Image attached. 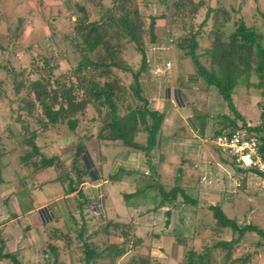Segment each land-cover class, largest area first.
I'll use <instances>...</instances> for the list:
<instances>
[{"label": "trees", "instance_id": "trees-1", "mask_svg": "<svg viewBox=\"0 0 264 264\" xmlns=\"http://www.w3.org/2000/svg\"><path fill=\"white\" fill-rule=\"evenodd\" d=\"M147 2L148 0H111L109 7H98V19L95 21H88L86 11L81 7H76L79 17L77 16L75 19L74 36L71 41L80 60L71 70V73L61 75L52 82L49 81L48 72L44 73L42 69L38 71L40 76L35 81H29L25 78L23 71L16 72L7 69L8 75L11 77L13 95L19 98L18 109L27 117L33 116L37 110L39 114L36 115L35 122L40 125L41 131L56 125H65L69 131H73L77 126L78 116L84 115L88 107H92L96 111L105 108V118L102 120L101 128L96 134L97 139L119 142L121 146L131 150V152L141 150L148 154L152 151L157 146L158 131L164 115L147 107V102L141 97L138 86V77L145 69L144 43L145 41L148 43L155 41V18H148L149 22L146 25L145 18L140 15L138 10V3L146 5ZM200 3L201 1L195 3L193 0L173 1L171 4L172 20L166 22L175 25L174 27L169 26V40L170 42L173 40L172 33L178 31L182 33L175 41L182 50L183 56L188 57L193 64L196 77L203 81L202 90H209L208 88L212 87L230 113V115L221 114L219 116L220 121L217 125L222 126L213 132L212 147L219 155L228 160V157L215 147L213 141L217 136L224 133L231 134L236 131H244L246 135L255 137L259 141V157L264 164V137H258L259 134L264 133V124L244 129L245 123L233 106L234 94L235 92L238 94L235 91L237 88L242 87L244 93L250 92L249 95L251 91L257 90L261 97L259 119L264 118V34L261 33L262 28L264 30V10L260 11L257 8L253 21L248 22L245 21L242 13L238 14L236 20L231 24V31L227 35L225 34L226 25L231 18L226 9L218 6L213 10H208L206 16L211 14L210 20L212 21L211 29L204 37L205 41L208 42V47L200 54L196 52L198 35H186L184 25L182 24L181 27L177 25L176 27L175 22L176 20L184 21L186 18L192 20L200 7ZM237 12L238 10L235 11V13ZM199 26L201 27V24ZM201 38V35H199L198 41H201ZM126 46H131L134 53L140 56L139 68L135 72H131V69L121 58V51ZM49 59H44L42 62L48 64ZM2 69L4 68L2 67ZM113 70L130 72L131 84L128 89L131 92V98L141 102L140 108L136 107L127 111L123 116L118 115L116 107L117 102L122 101L125 96L124 88L114 75ZM48 71L50 73L51 69ZM23 91L25 92L22 94ZM239 120H241L242 125L235 129V122ZM217 125L214 127H217ZM227 129L231 130L224 132ZM137 132L145 133V147L134 142V136ZM37 134L38 132L34 130L29 132L24 144L30 147L31 152L21 157L19 161L20 165L25 168L32 167L34 174L52 167L55 163L54 158H40L38 163L31 162V159L39 153L33 142L38 136ZM81 148V145L76 146L75 156H80ZM229 162L234 171L243 175L238 180V190H243L246 186L245 178L251 173L255 177L264 178V173H260L255 169H237L230 159ZM81 163V169L77 165L74 166L76 183H72L67 176V187H61L66 195L75 192L80 196L82 192L80 193V190L76 189L77 186L80 183L82 184L85 178L90 181L95 177V174H91L87 168V161L82 159ZM117 173L116 171L110 176V182L117 180ZM156 188L162 194H159L160 197L157 195V191L152 192L154 188L151 186L150 191L146 187L143 191L123 195L124 203L129 202L128 204L131 207H137L140 205V199L156 201L159 198L160 200L155 208L171 205L172 203V207L179 208L182 205V207L192 208V211L202 208L191 197V189L173 188L168 193H163L161 187ZM177 195H179L181 201L176 200ZM225 198H227V202H232L234 193H228ZM77 209H79V205L76 206L75 210ZM204 210L208 213V225L201 223L197 227H193L190 235L193 240L200 239L203 242H210V246L202 245L199 252L186 251L183 264H251L254 254L260 252L264 254L263 230L254 225L238 226L233 219H229L224 215L219 205H209ZM82 229L76 233L77 241L82 238ZM204 229L209 234L206 237H201ZM116 230L119 231L120 243L118 245L116 243L107 245L104 249L107 252L106 255L111 256L112 259H117L133 250L137 255L135 253L130 254L127 262L126 257L124 262L122 261L119 264H148V261L143 260L139 255V249H136L141 242L133 237V229L130 224L107 221L100 229V233L108 238L112 237V232ZM58 231H53L54 235L52 236H50V233L47 234V239L50 240H47L43 246L45 256L47 248L52 253H57V250L55 252L56 246H48L52 241H64L68 244L69 237L65 234L61 235L59 228ZM223 233H229L230 238L227 241L219 237ZM249 234H255L259 238L254 244L248 245L252 247V252L249 253L246 248H243L242 251H238V254L239 242L245 240L244 237ZM175 240L178 244L183 245L184 239L181 235L175 236ZM93 246V244H87L85 241L80 245L83 264H94L95 259L102 256L98 251H95L96 249L94 250ZM214 254L219 257V263ZM3 256L9 258V260L12 258L10 254H3Z\"/></svg>", "mask_w": 264, "mask_h": 264}, {"label": "rangeland", "instance_id": "rangeland-1", "mask_svg": "<svg viewBox=\"0 0 264 264\" xmlns=\"http://www.w3.org/2000/svg\"><path fill=\"white\" fill-rule=\"evenodd\" d=\"M175 0H148L146 5H143V3H138V10L140 15H142L143 18H145V24L147 25L149 20L148 18H155V17H161L162 20L166 22H170L172 19V12H171V4ZM194 1V0H193ZM111 0H77L76 5L78 3L82 5L86 13H87V20L88 21H95L98 19V7H109ZM138 2V1H137ZM152 2L158 3V6L152 5ZM195 3L198 1H194ZM239 4H243L244 6H240ZM149 6V7H148ZM215 6V3L213 0H202L200 3V7L196 13V15L193 16V19L190 20L189 18H186L184 21L176 20V27L183 24L186 28L185 33L188 36L191 35H198L197 36V53L202 54L204 50L208 47V42L205 41L204 37L207 35V32L209 29H211L212 21L210 20V15L206 16V12L208 10H213L217 8ZM219 7H223L226 9V11L229 13L231 20L226 25V35L231 31V24L236 20V17L238 14L242 13V10H248L252 9L251 11L244 12L245 14L243 16L245 21H253L255 11L257 8L260 9V11L264 10V0H221V3L219 4ZM77 10V9H76ZM238 10L237 13L235 11ZM80 15V14H79ZM78 15H74L71 19L62 17V21H64V25H61L58 29L57 34H59V42L57 45V51L49 54V52L44 50L43 46H38V44H33L25 40L24 42H20V44H10L4 45L7 47L8 51L6 52H0V180L3 179L4 182H16V181H26L27 183H36L40 187L41 190H45L46 193H53L49 192V187L51 186H57L58 188H66L67 187V180L68 177L72 181V183H76V177L74 176V166H79V169H81V161L82 159H85L87 161V168L91 172V174H95V176H99L102 178V175H104V178L106 176V171L110 165H119L127 164V161L121 162V157L118 156V153L124 154L126 151L127 157H130L133 159V167L138 170L136 173L130 176L131 179H133V183L135 184H148L153 186V193L157 191V195L160 197V191L156 187H161L163 193H168L173 188H182L183 186H187L189 183H194V175H198L199 173H203V169L198 167L194 169V173L182 175H176L175 171L177 168L181 169V161H187L186 159L188 157H184L182 155H175L171 156L169 158H166L164 155V152L171 151V147L169 146V142H162L160 141L162 138V131L165 129L164 124V118L162 123L159 127V134L157 136V146L153 148L152 151H150L148 154L144 153L141 150L134 151L132 153L134 156H131L129 152L131 150L124 148L121 146L119 142L116 141H102L100 139L96 138L97 132L100 130L102 125V120L105 118L106 110L105 108L93 109L92 107H88L84 113V115L78 116L77 120V126L76 129L73 131H69L68 128L65 125H56L52 128H48L45 131L40 130V125L36 124L35 118L36 115H38V111L36 110L33 116L27 117L23 112H21L18 109V99L13 95L12 85H11V77L8 75V70H14L16 72L23 71V76L27 78L29 81H35L40 76L41 69L44 70V73L48 72V75L50 77L49 81L52 82L55 79H57L61 75H67L68 73H71V70L76 66L77 62L80 60L79 55L74 49V46L72 45V37L74 36V26L76 24V17ZM67 17V16H66ZM79 17V16H78ZM201 24V27L199 26ZM178 27V29H179ZM262 28V27H261ZM261 33L264 34V30L262 28ZM182 33L180 31L172 33L171 37L173 38L172 42H170L169 39H167V43L170 42L175 49V51L178 53V56H183L182 50H180L178 43L175 41L180 37ZM199 35H201V41H198ZM264 41V39H263ZM148 42L145 41L144 45L148 46ZM1 45V44H0ZM154 50V48H153ZM152 51V50H151ZM158 52H165L167 56V47L165 46L164 49L156 50ZM175 52V53H176ZM198 54V55H200ZM51 58V59H49ZM121 58L123 59L124 63L131 69V72H135L139 68L140 64V56L134 53V50L131 46H126L121 51ZM183 58L186 60L181 61V65H186L189 70L191 71L193 64L189 60L188 57ZM44 59H49L48 64H44L42 61ZM151 60V59H150ZM166 62V61H165ZM163 62L162 67H160L159 63L155 60L150 61V65L152 67H148L150 69V73L157 77L156 79H159L156 85L157 92L154 94L153 99L147 104V107L152 110V105L154 103V107L156 109H159L161 113H163L164 108L158 106V99L160 98L161 101V94L163 92L164 88L170 89V92L174 91L173 94H175V77L171 74V69L168 71H163V66L165 64ZM208 63V62H207ZM171 65V64H170ZM2 67L4 69H2ZM171 67V66H170ZM153 68H158L162 74L153 72ZM49 69H51L49 73ZM147 69V70H148ZM114 75L119 79L122 87L124 88V98L122 101L117 102V113L119 116H123L127 111L133 110L136 107H141V102L132 99L131 98V92L129 91V85L131 84V77L130 72H123L119 70H113ZM43 75V74H42ZM150 75V74H149ZM174 77V78H173ZM252 82H254L253 79H251ZM203 81L200 80V84H197L198 88H201L203 86ZM208 97L205 99L204 103L205 105L196 106L197 109L203 111L204 109H207V113L213 112V103H216L217 100H220V97L216 94L215 90L212 87L208 88ZM243 88H237L235 91L238 92V94L235 92V101L233 102L234 110L236 113L240 115V113L243 115L240 116L241 119H243V122L245 123V128L248 129L251 127L259 126L260 124H264V118L262 120L259 119L260 114V102L261 97L259 95V92L257 90L251 91V94L244 93ZM25 91L22 92V94ZM211 93V94H210ZM22 94H20L22 96ZM215 94L217 96H215ZM246 95H248V99H246ZM190 97H193L190 96ZM219 97V98H216ZM217 99V100H216ZM186 102H190L191 104L197 103V100H186ZM199 102V101H198ZM198 104V103H197ZM222 108L226 112V114L230 115L224 104H221ZM195 108V105L194 107ZM161 109V110H160ZM196 109L197 113L199 111ZM153 111H156L153 109ZM157 113H160V112ZM167 113L169 112L167 106H166ZM172 111L171 113H173ZM182 113H184V110H181ZM224 113L222 109L214 108V113ZM264 117V116H263ZM233 119V117H232ZM218 118V122H219ZM217 122V123H218ZM236 123V128L241 127L242 122L239 120ZM204 124V123H203ZM222 125H217V127L213 128V132L216 129H219ZM205 127V126H204ZM162 128H164L162 130ZM31 130H34L38 132V136L33 140L35 146L38 148L39 153L38 155L34 156L31 159V162L38 163L40 158L44 159H50L54 158L55 163H53L52 167L47 168L46 170L39 172L37 174H34L32 172V167L25 168L22 165H20L19 161L20 158L25 156L27 153L31 152V149L28 145L24 144L26 141V138L29 135V132ZM231 130V129H230ZM227 129L224 132L230 131ZM171 132V124L168 125V133ZM163 134H165V131H163ZM211 135V134H209ZM263 136L264 133L259 134L258 137ZM145 133L143 132H137L134 136V142L138 145L145 147ZM169 143V144H168ZM167 144V145H166ZM81 145V154L80 156H75L74 152L76 151V146ZM212 145V144H211ZM103 146H106L107 149L111 148V150L104 151ZM174 153V152H173ZM148 160H147V159ZM191 163L194 164V160L189 158ZM4 162L2 165L1 163ZM159 162V163H158ZM168 162V163H165ZM148 163V164H146ZM166 164H170V167L163 168L161 165L166 166ZM106 165L104 168V171H102V168ZM127 166V165H126ZM161 167L163 169L156 170V167ZM235 166V165H234ZM152 168V169H150ZM142 171V172H141ZM143 171L145 172L143 174ZM154 171H158L156 173H152ZM126 173H123V175ZM68 176V177H67ZM179 176V177H178ZM85 178V177H84ZM179 179V182H176V179ZM196 178V177H195ZM249 181L248 184L243 188L245 195L250 196H257V197H263L264 198V178L262 177H255L252 173L248 175ZM37 180V182L35 181ZM59 179V180H58ZM88 180L85 178L84 182ZM126 181L129 182V178H126ZM246 181V180H245ZM2 182V181H1ZM80 183L76 189L80 188L79 191L82 194L79 196L74 197V204L79 205V209L74 210L71 209L73 204L68 203V207L65 208L63 205L60 207L59 212H61L62 216L58 217V220H60L57 224L54 222L51 224V226H46L47 234L50 233V236L54 235L55 230L61 231V235H67L69 237L68 244H66L64 241L62 242H55L52 241L50 245H54L57 248H55V252L57 250V253L54 254L50 249L47 248L46 250V263L45 264H83L82 263V256H81V250L82 248L80 245L85 241V243H91L94 246V250L98 251L102 256L100 258L95 259L94 264H119L120 262H124L126 258L121 259L115 258L112 259L111 256L106 255V251L104 250L107 245L116 243L117 245L120 243L121 238L118 234L119 231L112 232V237H108L100 233V229L104 226L103 221V212L100 208V204H98V201H95L96 199L92 196V194H89L86 192V188H84L83 185ZM46 183V184H45ZM53 183L54 185H51ZM127 183V184H128ZM200 183H202V186L209 187L210 190H220L219 186L217 185V182L212 181V183H208V179H204V176H202V179L200 180ZM44 185H50L49 187L43 186ZM143 184V185H145ZM61 185V186H60ZM142 185V186H143ZM190 185V184H189ZM202 187V190L199 191L198 188H196L195 197L193 199L202 200L204 202H208V198L205 189ZM184 189V188H182ZM129 190H133V187H129ZM217 193V192H216ZM215 193V195H216ZM160 194V195H159ZM49 195V194H48ZM6 194H2V197H5ZM31 197L33 196H40V193L35 191L33 192ZM191 197H193V194L191 193ZM45 198V197H44ZM90 199V200H89ZM93 199V203L90 202ZM177 201H181L179 195L176 196ZM209 203V202H208ZM173 203L171 205H164V208H167L169 210V213H173L177 216V222L179 225L183 228H185L189 232L188 225L191 224L195 227L200 225L201 223L208 225V219L199 217H196V215H193V209L190 207H182V205L177 207H172ZM45 207V206H44ZM51 207V206H50ZM56 208V207H55ZM181 208H184L185 210H182ZM43 209V208H42ZM179 209V210H175ZM54 209H50L49 212L52 213ZM179 211L185 212L184 214H181L184 218H179ZM259 212L253 214L250 218L251 222L254 224H257L256 226L259 229L264 230V207H261ZM73 212V213H71ZM90 212H95V215L91 214ZM57 213V212H54ZM224 213L228 218H231V212L226 208L224 209ZM54 216V215H53ZM95 217V218H93ZM205 217V216H204ZM94 219V220H93ZM181 219V223L180 220ZM146 220H150V218H147ZM237 220V225L241 226L245 221L239 222V218ZM62 222V223H61ZM98 222V223H97ZM107 222V221H106ZM184 222V224H183ZM61 223V224H59ZM122 223V222H121ZM178 223H176V227L180 229L178 226ZM125 224H129L127 220L125 221ZM123 225V224H120ZM149 226L146 223L144 224V227L148 231L147 227ZM57 227V228H56ZM133 227V226H132ZM83 228V229H82ZM81 230L82 238L81 240H76V233L77 231ZM134 230V227H133ZM76 231V232H75ZM185 232L183 236H187L188 232ZM67 232V234H66ZM144 230L141 232H137L138 236H141L140 238H137L136 236H133L140 240L141 244L138 248V253L141 256V258L145 261H148V264H161L160 262L156 261V256L154 252H149L146 246H150L149 239L143 234ZM59 233V231H58ZM63 233V234H62ZM208 231L204 229L202 232L201 237H206L208 235ZM93 235V236H90ZM134 235V234H133ZM255 235V234H254ZM253 234L246 235L243 240V243L245 246L238 245L239 247H244L247 250L251 252L252 247L248 246L250 244H254L257 239V235L254 236ZM184 239L183 245L181 247H175V257L173 258V262H169L168 264H183L184 263V253L188 250H193L196 252L201 251L202 245L210 246V242L205 241L203 242L200 239H196L193 241H187L186 238ZM223 240H228L230 238L229 233H223L221 236H219ZM48 240V239H47ZM50 240V239H49ZM48 240V241H49ZM143 240V241H142ZM176 242V240H173V242ZM54 243V244H52ZM242 243V242H241ZM129 246V244H128ZM52 247V246H51ZM172 250V247H170ZM238 252V250H237ZM135 252L132 250L127 254L126 262L129 260L130 254L133 255ZM168 254L170 251L167 252ZM136 254V253H135ZM239 254V252H238ZM137 255V254H136ZM215 255V254H214ZM218 261L220 262V259L218 256L215 255ZM55 259V260H54ZM152 259V260H151ZM54 261V262H53ZM153 261V262H151ZM167 264V263H165ZM258 264H263L262 259Z\"/></svg>", "mask_w": 264, "mask_h": 264}, {"label": "crops", "instance_id": "crops-1", "mask_svg": "<svg viewBox=\"0 0 264 264\" xmlns=\"http://www.w3.org/2000/svg\"><path fill=\"white\" fill-rule=\"evenodd\" d=\"M76 2L77 0H0V52L8 51L7 47L4 46L8 43L20 44V42L27 40L30 43L43 46L44 50L52 55V53L57 51L56 44L59 42V34H57L58 29L61 25L65 24L61 18L65 17L72 21V17L78 15L76 7L85 8L79 3L76 5ZM213 2L215 6H219L221 0H213ZM152 5L158 6L159 4L152 2ZM239 5L244 6L243 4ZM251 10L252 9L242 10V15ZM162 19L163 18L158 16L155 17V41L149 43L148 46H144L145 69L138 77V86L141 97L149 105L154 94L157 92L156 85L159 80L156 79L157 77L152 75L150 69H148V67H152L150 61L155 60L160 64V67H162L161 64H163V62L169 61L171 64V74L175 77L174 80L177 87L175 88V94H173L174 91L170 92V89L164 88L161 94V101L160 98L158 99V106L162 107V109L164 108L162 113L164 115V124H168V122V125L171 124L170 133H168V125H165V129L162 128L165 134H163L162 131V137H160L162 139L160 141L169 142L170 145H168V147L172 146L171 151L164 152V155L166 158L175 155L188 157L186 159L187 161H181V169L179 170L177 168L175 171L176 175L178 174L180 177L184 175V173L187 175L194 173L195 168L200 167L203 169V173H199L198 175L191 174L194 175V183L192 182L189 183L190 185L188 184L182 187L184 189H191L190 191H192L193 194L192 198L197 195L196 188H198L199 191L202 190L203 186L202 183H200L202 176H204V179H208V183L214 181L217 182L216 186L220 187V190L216 191L210 190L209 187L204 185L205 187L203 188L207 193L206 197H209V203L202 200L197 201L195 199L197 204L202 208L193 211V215H196V217L200 219L207 218L208 213H206L204 208L209 205H219L223 213L226 208L231 212V218L229 219H233L236 224V219L239 218V222L245 221L240 224L241 226H258L252 223L250 218L253 214L259 212L258 210L261 207H264V198L257 196L252 197L248 194L245 195V190H238V180H240L243 175L234 171L230 166L229 159L227 160L219 155L211 145L213 128L217 125L219 116H221V114L228 115L222 108L221 104L223 103L221 100L216 99V103L212 104L213 112L211 113H207V109L200 112V110L196 108V106L202 107V105H205L204 101L208 97L209 92L207 89L203 91L202 88L197 87V84H200V80L196 77L193 67L190 71L186 65L180 64L181 61L185 59L182 56H178L175 49L171 47L172 45L166 42L167 39H170L169 26L174 27L175 25L168 24ZM165 46L167 47V56L165 52L160 53L156 51L159 49L163 50ZM192 95L193 97H190ZM215 96L217 95L215 94ZM248 97L249 96L246 95V99H248ZM186 100H197L198 104L187 103ZM194 105L195 108H193ZM152 106V110L159 111V109L154 107V103ZM166 106L169 110L168 113L166 111ZM214 108L222 109L224 113H214ZM196 109L199 113H197ZM181 110H184V113H182ZM172 111L174 112L171 113ZM159 112L161 113V111ZM240 116L243 117L241 113ZM103 148L104 151L111 150V148L107 149L106 146H103ZM126 153V151L124 154L118 153V156L121 157V162L127 161V166L125 164L121 165V163L118 166L110 165L105 169V178L104 175H102V178L95 176L93 180H86L83 189L86 188V192L92 194L96 199L95 201H98V204L101 205L100 208L103 212L102 218L104 222L117 221L125 223L127 220L131 227H134L132 233L137 238L141 237L137 235V232L144 230L143 234L150 242V246H146V248L148 251L150 250V253H155L153 255L156 256V261L161 264L173 262V258L176 255L174 251L175 247H181L180 244L175 241L173 242V240H175V236L177 235H181V237L184 238L185 236H183V234L187 230L181 227L182 225H179L177 216L173 213H169L167 208H164V206L155 208V205L160 200L159 198L156 201L152 199H140V205L137 207H131L130 204H128L129 202L124 203L123 195H130L137 191H143L146 187L148 191H150L149 188L152 186L145 183H143L145 185L136 182L135 184L133 183V179H131L130 176L138 170L133 167V159L127 157ZM132 153L134 152H129L131 156H134ZM189 158L194 160V164L191 163ZM1 164L3 165L4 162ZM169 165L170 164H166V166L161 165V167L167 168L170 167ZM105 167L106 165L102 168V171H104ZM161 167L157 166L155 169H163ZM116 171L118 172L117 180L110 182V176L116 173ZM122 172L126 174L123 175ZM156 172L158 171L152 173ZM144 173L143 171V174ZM127 177L129 178V182L131 181L130 184L126 181ZM245 179V185H247L249 181L248 176H246ZM35 181L37 182L36 179ZM176 182H179L178 178ZM51 185L54 184L51 183ZM38 186L39 185L35 182L32 184L20 180L8 183L4 182L3 179L0 180V264H44L46 256L43 252V246L47 241L46 226H51L54 222L57 224L60 221L58 217L62 216L61 212H59L62 205H65L64 207L67 208L68 203L71 201L73 206L70 210L73 209V212L78 205L73 202V196L77 197L75 192L66 195L63 193L62 189L58 188L56 185L49 187L50 185L43 184V186L49 187V192H53L46 193L45 190H41V186ZM131 186L133 190L128 191ZM78 190L81 189L78 188ZM35 191L39 192L40 196L31 197L30 195ZM4 193L6 196L2 197ZM228 193H234L232 202H227V198H225ZM90 202L94 204L93 199ZM51 208L54 209L52 211L57 212H53L54 216L49 212ZM181 209L185 210L184 208ZM90 213L95 215V212ZM184 213L185 212L179 211L178 217L184 218L181 216V214ZM224 215L226 216L225 213ZM147 218H150V220H146ZM179 220L181 223V219ZM145 223L149 225L146 226L148 231H145L146 229L142 227ZM176 223H178L180 229L176 227ZM193 227L194 226L191 224L188 225L189 232L187 231L188 234L185 237L187 241L194 242L196 240H193L190 235ZM241 242H239L240 245L245 246L243 241ZM170 247H172V250ZM243 248L244 247L238 246L237 250L242 251ZM168 251H170L169 254L167 253ZM3 254H10L12 258L9 260V258L3 256ZM126 256L127 255L122 257L123 260ZM261 259L264 264V254L262 252L254 254L251 264H258Z\"/></svg>", "mask_w": 264, "mask_h": 264}, {"label": "built area", "instance_id": "built-area-1", "mask_svg": "<svg viewBox=\"0 0 264 264\" xmlns=\"http://www.w3.org/2000/svg\"><path fill=\"white\" fill-rule=\"evenodd\" d=\"M169 61L163 66V71L171 69ZM162 72L158 68H153V72ZM154 72V74H156ZM213 144L219 151L230 159L237 169H255L264 173V164L259 157V141L252 136H248L244 131H236L231 134H221L215 138Z\"/></svg>", "mask_w": 264, "mask_h": 264}]
</instances>
